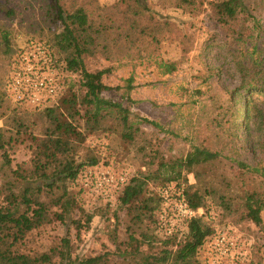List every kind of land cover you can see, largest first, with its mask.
Here are the masks:
<instances>
[{"label": "rangeland", "instance_id": "rangeland-1", "mask_svg": "<svg viewBox=\"0 0 264 264\" xmlns=\"http://www.w3.org/2000/svg\"><path fill=\"white\" fill-rule=\"evenodd\" d=\"M55 1L66 13L83 7L94 21L115 25L107 37L101 39L95 53L87 55L86 66L91 71L103 69L104 83L120 86L102 95L126 106L131 119L148 117L164 128L143 122V135L135 143L125 141L121 133L114 130L89 135L80 148L78 160L84 161L90 154L98 163L87 164L77 179L69 183V190L87 212L94 213L91 224L78 236L72 223V218L79 215L75 211L70 220H56L35 231L30 246L44 250L60 245L67 237L72 243L73 258L109 252L111 264H138L144 256L159 253L165 247L161 237V241L155 240L152 245L143 243L138 253L131 251L125 210L118 201L122 187L113 189L111 186L105 191L95 183V176L106 170L125 175L126 182L141 171L156 170L159 159L150 165V154L138 149L139 145H147L148 140H152L159 147L160 155L167 159L185 157L196 145L220 150L223 155L222 161L213 164L199 179L192 173L186 174L189 184L210 188L209 210L201 207L197 216H203L216 231L198 251L200 261L264 264V209L262 223L257 225L246 218L244 208L247 193L256 191L264 198V130L238 128L228 121L235 109L231 99L237 98L229 90L241 80L239 60L245 56L248 60L249 51L254 47L264 53V0H244L249 18L232 25L217 21L212 3L219 0H197L182 7L178 6L179 0H142L148 8H143L145 12L141 15L133 11L136 8L133 0H0V93L14 49L23 46L29 38L50 40L61 29L48 14ZM143 27L149 31L142 33ZM238 27H244L242 39L233 36V30ZM116 32L123 36L115 37ZM163 62H176V69L166 72ZM130 77L133 78L132 88L127 87ZM1 101L0 127L8 129L6 119L10 120L17 103L6 98ZM93 102L90 112L102 114L103 109L96 100ZM15 144V147H6L10 162H6L5 150H0V188L15 179L11 170L31 157L27 143ZM146 149L151 152L152 147ZM240 162L251 168L242 167ZM21 183L18 186H25ZM158 184L151 181L150 186L163 195L159 214L161 236L177 232L173 241L176 248L184 238L183 230L190 219L177 205L186 183L185 180H180V184L174 181L165 187ZM225 199L232 205L231 210L221 204ZM223 233L229 240L236 241L234 247L218 243ZM54 261L60 264L59 259Z\"/></svg>", "mask_w": 264, "mask_h": 264}, {"label": "trees", "instance_id": "trees-1", "mask_svg": "<svg viewBox=\"0 0 264 264\" xmlns=\"http://www.w3.org/2000/svg\"><path fill=\"white\" fill-rule=\"evenodd\" d=\"M196 1L179 0L178 6L192 5ZM243 1L219 0L212 3L217 21L222 25H232L239 20H247L249 10ZM133 2L136 4L133 11L138 15L145 12L143 8H148L143 5L142 0ZM48 14L53 22L60 24L61 29L50 40L29 38L23 46L14 49L10 54L4 87L0 93V104L4 98L12 103L7 90V77L21 49L34 41L43 42L52 49L64 74V88L57 100L45 108L15 104L10 120L6 119L9 128L0 127V150H5L6 162H10L7 145L15 147L16 142L27 143L31 150L29 161L11 170L15 179L0 188V264H54L55 258L60 260V264H111L109 252L81 259L73 258L72 243L67 237L62 239L60 245L44 250L32 248L31 238L35 231L53 221L70 220L75 211L79 215L72 218V223L78 236L83 228L91 224L94 213L87 212L69 190V183L77 179L87 164L98 163L97 158L90 154L86 160H78L80 148L89 135L114 130L119 131L125 141L135 143L143 135V122L159 129L164 126L148 117L131 119L126 106L102 95L104 91L120 86L112 87L104 83L103 69L91 71L86 66L87 55L95 53L101 39L106 38L115 25L94 21L83 7L66 13L58 1L51 4ZM243 29L244 27L235 28L234 38L242 39L245 35ZM140 31L147 33L149 30L143 27ZM122 36L123 33L116 32L115 37ZM125 36L130 37L127 30ZM103 47L106 48L107 44L104 43ZM249 52L248 60L246 56L239 60V85L229 90L237 98L231 99L235 109L228 121L231 120L238 128L254 127L261 132L264 130V53L255 47ZM175 64L176 62H163L162 66L166 72H172L176 69ZM127 81V87L132 88L133 78L130 77ZM93 100L103 109L102 114L90 112ZM19 107L23 109L19 110ZM148 141L147 145H139L138 149L150 154V165L159 159L158 167L154 171H141L133 176L122 187L118 196V201L125 210L126 232L129 245L132 246L131 251L138 253L143 243L152 245L155 240L161 241V237L165 247L157 254L144 256L138 264H206L198 258V251L215 233L214 225L203 216L189 219L183 230L186 232L184 238L174 248L173 241L178 233L161 236L159 214L163 206V195L151 188L150 184L151 181H158L159 187H165L171 182L178 181L180 184V180H185L183 196L188 204L194 209L207 207L209 210L207 203L210 188L189 184L186 174L192 173L199 179L201 174L208 173L213 164L222 161L223 155L220 150L196 145L185 157L167 159L160 155L159 147L152 140ZM148 146L152 147L151 152L146 149ZM240 165L251 168L243 162ZM18 181L22 182L20 185L25 183V186H18ZM221 204L228 210L232 209L227 199L222 200ZM244 208L246 218L257 225L262 223L264 198L256 191L246 194Z\"/></svg>", "mask_w": 264, "mask_h": 264}, {"label": "built area", "instance_id": "built-area-1", "mask_svg": "<svg viewBox=\"0 0 264 264\" xmlns=\"http://www.w3.org/2000/svg\"><path fill=\"white\" fill-rule=\"evenodd\" d=\"M63 75L52 49L43 42L34 41L21 49L13 61L7 77L8 94L19 105L45 108L53 104L62 92ZM95 183L105 191L111 186L116 189L126 184V176L115 175L106 170L95 176ZM165 191L168 192V189ZM177 201L181 213L190 219L197 217L202 211L201 208L194 209L188 204L183 196V190L180 191ZM218 243H229L234 247L236 241L229 240L223 233L218 237Z\"/></svg>", "mask_w": 264, "mask_h": 264}]
</instances>
